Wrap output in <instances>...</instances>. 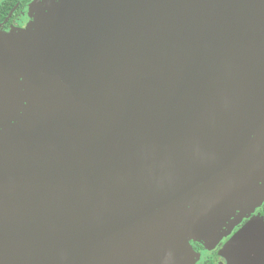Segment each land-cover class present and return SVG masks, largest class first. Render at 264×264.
<instances>
[{"label":"water","instance_id":"1","mask_svg":"<svg viewBox=\"0 0 264 264\" xmlns=\"http://www.w3.org/2000/svg\"><path fill=\"white\" fill-rule=\"evenodd\" d=\"M35 13L0 47V264H195L264 205V0ZM228 251L264 264V219Z\"/></svg>","mask_w":264,"mask_h":264},{"label":"flooded vegetation","instance_id":"2","mask_svg":"<svg viewBox=\"0 0 264 264\" xmlns=\"http://www.w3.org/2000/svg\"><path fill=\"white\" fill-rule=\"evenodd\" d=\"M36 5L37 8L40 7L41 11L48 8L43 0H0V36L27 31L34 21L32 14H36ZM263 207L264 205L257 209L253 215L237 220L233 218L231 223L224 226L222 229L224 233L216 242L191 241L193 250L200 256V261L197 264H230L231 258L229 257L228 245L252 222L255 216L264 219V216H262ZM247 251L252 255V250Z\"/></svg>","mask_w":264,"mask_h":264},{"label":"rangeland","instance_id":"3","mask_svg":"<svg viewBox=\"0 0 264 264\" xmlns=\"http://www.w3.org/2000/svg\"><path fill=\"white\" fill-rule=\"evenodd\" d=\"M43 3L45 5H47V7H48L49 4H50V0H43ZM37 5H36L35 12L38 11ZM33 15H34V13L32 14V17L34 18V21L29 26V29H27V30H30L34 26L33 24L35 23V21H36L35 19L37 17H36V14L34 16ZM42 16H44V15L42 14ZM22 33H24V32L23 31L22 32H14V33L6 34V35H1L0 36V43L3 42V41H5L6 43H1L0 44V47L2 46V48L6 49V50L7 49L9 50L12 47H16L17 48V51H18V54L19 53H22L26 49H30V50H32V51L35 52V46H34V44H37V41L34 40V39L28 41L24 36H22ZM0 55H1V53H0ZM1 73H2V69L0 68V76H1ZM22 88L23 87L21 85H19V87H18V89H19L18 94L13 99L12 103L9 102L7 105H4V106H1L0 105V111L3 114V118L6 119V118L10 117L11 116V113H12V110H14V109L17 110V109H20L22 107V105L24 103V100H23V97L24 96H23V89ZM255 212L254 213H251V214L253 215V214H255ZM250 215H248V216H250ZM243 217H247V216H243ZM243 217H241V218H243ZM197 256L198 257L196 259L195 264H197L198 261H200V256L198 254H197Z\"/></svg>","mask_w":264,"mask_h":264},{"label":"trees","instance_id":"4","mask_svg":"<svg viewBox=\"0 0 264 264\" xmlns=\"http://www.w3.org/2000/svg\"><path fill=\"white\" fill-rule=\"evenodd\" d=\"M263 209H264V207H263ZM262 216H264V210H263V212H262Z\"/></svg>","mask_w":264,"mask_h":264}]
</instances>
